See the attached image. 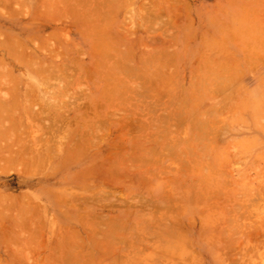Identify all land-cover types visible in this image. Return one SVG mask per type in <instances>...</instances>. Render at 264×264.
<instances>
[{"label":"rangeland","instance_id":"obj_1","mask_svg":"<svg viewBox=\"0 0 264 264\" xmlns=\"http://www.w3.org/2000/svg\"><path fill=\"white\" fill-rule=\"evenodd\" d=\"M100 11L108 14L103 18ZM94 13H99L101 17ZM82 14H86V17ZM98 16L103 20L107 16V20H104L106 22L104 23L102 19L100 22ZM237 21L240 24L242 23L240 21H243L248 28L246 27L244 32L242 31L245 26H242V31L238 30L237 26L240 24ZM89 29L95 34L91 35ZM247 29L257 30L253 33L255 36L250 35L253 39L247 41L245 37L243 40L237 39L241 36L240 32L246 33L248 37L246 34L245 36L249 38L250 30L247 33ZM97 32H102L105 38L117 39H113L115 40L113 45L112 39L109 40L111 42L107 44L111 47L117 45L116 49L113 47L109 53L107 52L109 58L105 56V64L101 62L99 66L96 60L100 57L95 53L99 48L94 49L92 46L93 37L98 35ZM102 35H98L100 39L98 37L95 39L97 43L100 42ZM105 38H102L100 44L107 48L108 45L104 44L106 41H103ZM121 48H126V52ZM105 49L102 57L107 55L108 50ZM122 51L128 56L121 55ZM153 51L160 54L159 57L153 56L156 58L153 60L155 63H152L155 67L142 66L140 63ZM152 53L151 55L154 54ZM112 54L114 55L109 56ZM120 56H126L125 60L121 58L124 60L121 61L122 65L118 59ZM139 56L145 59L141 61ZM112 57H115L121 66L117 65ZM129 59L133 66L129 67L126 63ZM106 63L116 64L119 67L115 65L112 67H117V71L119 68L120 72L122 70L121 76L117 71L118 74L115 75L127 77L124 79L128 87L126 88L127 84H123L124 81L121 85L123 84L129 93L124 92L127 94L124 97L121 94V99L120 95H115V98L118 97L114 99L115 101L113 95L111 97L104 95L106 87L104 81L107 78L103 81V74H108V77L114 75V71L107 69V66L110 68L111 65ZM102 65L107 67L106 70ZM137 65L138 68H134ZM156 67L158 71L155 70ZM127 69L129 71L125 73ZM145 70L149 72L148 75ZM152 73H155V76ZM207 74H222V78L212 80L209 77L213 82L209 83L207 80L208 86L202 85L201 79ZM159 75L170 79L169 91L165 87L168 79L164 82L166 80L160 76V81ZM155 78L159 80L156 81ZM123 86H120V90L124 91ZM131 86L136 89L140 86V90L134 89L135 91L130 92L129 87L133 89ZM262 88H264V0H0V100L5 99V103L0 101V105L1 103L7 105L4 107L6 109L0 106L3 108L0 109L1 122L6 121L5 118L12 114L11 119L17 121L16 123L28 124L29 120L36 118L34 115L40 113V116L38 115L40 118L35 120L36 123L30 122L29 126H24L29 127L28 129H20V124L13 125L21 132L25 130V133L30 129L32 142L29 141L30 133L21 134L19 129L17 132L20 138L17 139L19 135L13 133L16 128L14 127L15 130L12 131L14 128L10 117L7 124L4 122L6 126H0L2 135L6 132L4 130L10 129L8 135L3 137L0 135V141L3 143L2 152L0 151V198L3 195L7 197L2 199L3 201L0 200V264H46L45 260L48 261L47 264H56V261L65 264L68 262L62 259L66 255L72 259L69 262L73 263L71 261L83 252H81L83 247L86 256L84 253L83 255L88 261L86 257L93 251L92 255H96V258L105 252L95 248L102 247L99 246L101 241L99 243L95 241L96 239L93 240L96 235L107 242H112L115 238L112 240L111 238L121 235V240L116 239L118 243L115 240L114 244L122 246V253L119 254L121 261H112V256L110 261L108 257L111 253L108 254L107 251L105 263L109 260V264H233L232 259L231 261L226 259V255L230 258L231 255L237 256L240 262L245 261L247 264H264V133H258L256 130L249 132L248 129L251 128L247 123L251 114L248 103L253 94ZM225 89L226 92L223 91ZM138 92L140 94L137 96L133 94ZM10 94L11 97H8ZM6 98L10 100L7 102ZM153 103L156 105L152 106ZM107 110L112 113H107ZM102 111L107 114L101 113ZM150 116L156 120L152 125L148 123ZM56 119L67 123L64 124L62 121L60 126L58 122L59 125L56 126ZM96 120L100 123L98 124ZM52 121L53 124L55 122V128H60L59 130L55 128L54 132L53 129L50 130L48 123ZM94 121L96 123H92ZM143 122H147L146 126L149 127H143L141 131L135 129L138 126L132 127L136 124L140 126ZM45 123L49 125V129L46 128L50 132L46 130V125H43ZM100 124L106 125L107 129ZM88 126L89 128L94 126L97 130L102 126L104 130L95 131L93 128L95 134L98 132V136L92 135L89 133L92 129L89 132V129L87 130ZM84 129L88 135L84 133ZM32 131L37 132L35 137L36 133ZM10 133L13 134V138L14 134L17 135L15 140L12 139L13 142ZM83 133L89 137L85 138ZM23 134L27 136L24 138ZM46 135L50 142L52 140L51 143ZM94 135L97 139L92 138ZM80 137L82 139H79ZM251 137H256V141ZM45 138L46 142L43 140ZM5 139L10 142L7 143ZM79 140L80 145L87 147L86 150L85 147L81 148L80 152L78 148L76 149ZM92 140L94 143L98 141L94 145ZM42 141L46 146L43 147L44 151L40 152L43 150L40 148L43 146ZM26 142L31 143L30 146L34 145L29 148ZM35 145H38L35 147L37 149L34 148ZM152 146L158 152L142 150L149 147L152 149ZM25 148L26 151L29 148L27 152L25 151L26 154L32 150L28 158H22H27L26 160L34 164L36 159L33 157L38 155L35 163L37 166L30 165V161L29 164L27 161L24 162L25 160L17 155L16 158L20 161L15 158L17 162L12 161L15 154L19 153L15 151L21 149L23 151ZM141 152H148L144 153V156H149L147 162L135 159L143 157ZM45 154L49 159L44 156ZM133 154L139 156L134 157ZM31 155L32 158H29ZM41 158L45 160L42 159L45 164L41 163ZM115 165H118L116 169ZM110 166H113L114 172L119 170L122 176L116 179L118 174L115 180L112 179L113 170ZM87 172V177L89 172L91 177L85 178ZM103 190L105 195H108V198L103 195L108 202L103 196L100 198ZM131 196L137 201L146 199L148 202L145 206L136 203L135 209L130 204L129 208V201L131 199L134 201ZM58 197L62 200L61 203ZM62 197H66V200ZM168 198L171 204L170 201H166ZM156 199L160 201L156 202L157 204L154 202ZM120 202L122 204L118 205ZM165 202H168L169 208L162 205ZM157 205L162 207L156 208ZM27 208L36 216L32 215V211L28 214L30 210L26 212ZM23 209L26 213H23ZM127 209L130 212L134 210V213L130 215ZM125 211L129 212V215L125 214ZM24 214L26 221L23 220ZM26 214L30 215V220ZM96 214L105 216L107 219H104L105 222L121 216V221L115 220L121 227L111 223L112 220L111 224L102 223L104 217L97 218ZM17 216L23 219L18 220ZM139 216H143L145 223L139 224L137 221ZM33 217L41 222L32 221ZM84 217L87 220L91 219V222L96 217L97 220L100 219L98 221L101 224L96 225L98 223L96 218V223L94 220L90 224V220L86 219L83 223ZM214 217L219 219L218 221L214 219L216 224L212 223ZM123 218L124 221L128 218L126 226L119 223L124 222ZM28 222L32 225L34 223L33 227L37 223V227L35 226L37 229L34 231ZM87 222L90 225L95 224L93 229L83 225ZM213 224L216 227H213ZM27 225H30L29 228ZM26 229L33 230L34 233L27 232ZM213 229H217L215 231L217 235ZM74 232L79 235L75 241ZM213 234L217 237L212 238ZM65 237H71L76 245H69L68 249L66 247L65 251L68 252H64L66 255L61 253L62 257L60 252L63 247L59 249L57 246L63 243ZM76 239L80 242L85 240L86 246L85 241L82 244L76 243ZM123 239L125 242L121 243ZM91 240L98 244L94 246ZM258 242L261 243L259 246ZM77 244H81V249ZM52 246L57 247L56 252L55 247L52 248L58 257V259L55 257L56 260L55 255L51 254ZM70 247L76 248V252L80 250V254L74 253L75 249L70 250ZM87 247L91 251L89 255ZM23 251L26 252L23 254ZM83 255L80 256L84 259ZM104 255L95 263L101 264ZM81 258L74 261L76 262L74 264L87 263Z\"/></svg>","mask_w":264,"mask_h":264},{"label":"bare ground","instance_id":"obj_2","mask_svg":"<svg viewBox=\"0 0 264 264\" xmlns=\"http://www.w3.org/2000/svg\"><path fill=\"white\" fill-rule=\"evenodd\" d=\"M100 12H101V14H103L102 11H100ZM96 13H97V11H96ZM96 13H94V15H96V16L99 15V13H98V14H96ZM104 13H105V14H108L107 12H104ZM105 14L102 15L103 18L105 17ZM82 15H83V14H82ZM83 16L86 17V14L83 15ZM99 16L101 17V15H99ZM99 16H98V17H99ZM100 17H99V19H100L99 21L101 22V19H102V18H100ZM96 18H97V17H96ZM96 20H97V19H96ZM102 20H103V19H102ZM104 20H107V16H106V18H105ZM104 20H103V22L105 23L106 21H104ZM238 20H239V19H238ZM103 22H102V23H103ZM237 22H238V21H237ZM240 22H242L243 25H242V23L240 24V23L238 22V23L240 24V25L238 24V25L240 26V28H238L239 26H237V29H238V30H241V31L244 29V30L242 31V32H244L247 26H245V23H244L243 21H240ZM101 25H102V24H101ZM242 26H245V28H243ZM97 27H98V26H97ZM250 27H253V26H250ZM241 28H243V29H241ZM247 28H248V27H247ZM253 29H254V27H253ZM253 29H251V30H253ZM238 30H236V31H238ZM247 30H248V29H247ZM249 30H250V29H249ZM249 30L246 31V32L248 33ZM251 30H250V32L248 33L249 38H247L248 36H247L246 33H242V32H240L239 34H241V36H239V38H237V39H242L243 37H245V40H246V41L249 40V39L252 40L253 37L250 38V35H251V36H255V34L253 35V33H255V31H257V30H255V31L253 30L252 33H251ZM92 32H94V31L92 30ZM102 32H103V31H102ZM102 32H101V33H102ZM104 32H105V31H104ZM238 32H239V31H238ZM89 33H90L91 35H92V34H95V33H91V29H89ZM101 33H100V32H99V33L97 32V34H98L99 36H101V35L103 34V33H102V34H101ZM258 33H259V32H257V34H256L257 36H258ZM104 34L106 35L107 33L105 32ZM104 34H103L102 36L105 38L107 35L104 36ZM108 34H109V33H108ZM245 34H246L247 37L245 36ZM98 35H97L96 37H95V36L93 37V38H94V42H93L92 46H93L94 49H96L97 47L99 48L98 50H95L96 55H99V57H100L98 60H99V61L101 60L100 62H98V60H96V63H98L97 65L99 66V65L101 64V62H102V64H103L104 62H106V61H104V59L106 60V58H109V57H107V56H108V53L113 49V47L116 49V46H117V45L111 47L110 44H107V43H108L109 40L112 39V38H111V37H110V39H109V37H108V38H105V39H103V41L105 40L106 42H104V44H107V45L109 46V48H108V46L106 45L107 48H108V49H107V48L105 47V45L102 46V45L100 44V43H101V40H102L103 37L101 38V40H99L100 42H98V43H97V40H95V39L98 37ZM236 35H238V34L236 33ZM243 35H244V36H243ZM257 36H256V37H257ZM240 37H241V38H240ZM98 39H100V37H98ZM106 39H108V40H106ZM113 39H116V38L113 37ZM113 39H112V42L115 41V40H113ZM254 39H255V38H254ZM116 40H117V39H116ZM242 40H243V39H242ZM95 42H96V43H95ZM110 42H111V41H110ZM110 42H109V43H110ZM99 44L101 45V49H100V47H99ZM102 44H103V42H102ZM113 44H115V43L113 42L112 45H113ZM96 45H97V46H96ZM110 47H111V48H110ZM105 48L108 50V51H106V53H107V52H108V53H107V55H104V56L102 57L101 54H102V52H105V51H104ZM106 49H105V50H106ZM115 49H114V51H115ZM8 50H9V49H8ZM121 50H125V52H126L127 49H126V48H123V49L121 48ZM11 51H13V50L10 49V52H11ZM114 51H113V52H114ZM117 51H118V49H117ZM119 51H120V50H119ZM113 52H112V53H113ZM122 52H123V51H122ZM122 52H121V53H122ZM125 52H123V54H121V55H126ZM156 52H157V51H156ZM11 53H13V52H11ZM151 53H152V52H151ZM151 53H150V55H148V57H147L146 59L144 58L145 60H144V59H141V57H140L141 55L139 56V57H140L139 59H141V61L144 60L142 63H140V64H142V66H149V65H151V66H150L151 68L155 67V65L152 64V63H155L153 60H156V58L153 57V56H154V55H155V56L157 55L156 57H159L158 55H160V54H156V53H154V51H153L154 54L152 53L153 55H151ZM103 54H105V53H103ZM115 54H116V51H115ZM117 54H118V52H117ZM256 54H257V53H256ZM113 55H114V54L109 55V56H113ZM118 55H120V53H119ZM118 55H116V56H118ZM143 55H144V54H143ZM105 56H106V58H105ZM126 56H128V55H126ZM126 56H125V57H123V56L118 57V59H120V63H121V65H122V62H121V61L123 60V59H121V58H124V60H125ZM113 58H114V59H113ZM116 58H117V57H116ZM127 58H128V57H127ZM142 58H143V57H142ZM154 58H155V59H154ZM15 59H16V58H15ZM112 59L115 60V57H112ZM135 59H136V58H135ZM124 60H123V62H124ZM157 60H158V58H157ZM115 61L117 62V60H115ZM126 61H127V59H126ZM126 61H125V62H126ZM132 61H133V60H132ZM30 62L33 63L34 60H30ZM109 62H110V61H109ZM157 62H158V61H157ZM114 63H115V62H114ZM126 63L129 64V67H130V65H131V63H130V59H129V61L126 62ZM104 64H105V63H104ZM108 64L111 65L110 68H109V66H107V67H108V68H107V67H105V66L102 65V66L104 67L103 69L107 68V69H109L110 71H114V72H113L114 75L111 74V72H109V73L111 74V76H109V77H108V74L105 73L106 76H105V74H103V75H104V78H102V80L104 81V79L106 80V78H107V80L104 81L105 84H106V87H105V90H104V95H107V96L109 95L108 97H111V96L113 95V96H112V97H114L113 100H114V99H118L117 96H116L117 98H115V95H120V98H119V99H121V94H122V97H124V95H127V94H125V93L127 92V91H126V90H127L126 88L128 87V84L126 83V81H125V79H124L125 76H124V77H120V76H121L120 74L122 73V70H121V72H120V71H119V68H118V71H117V67H119V66H117V65L119 64V62L116 63L117 65H116V64H111V63H108ZM108 64L106 63V65H108ZM127 64H126V65H127ZM97 65H96V66H97ZM112 65H115V66H117V67H115V66L112 67ZM119 65H120V64H119ZM121 65H120V66H121ZM126 65H125V66H126ZM152 65H154V66H152ZM157 65H158V64H157ZM157 65H156V66H157ZM98 66H97V67H98ZM125 66H122V67L125 68ZM131 66H133V65H131ZM129 67H128V68H129ZM114 68H115V69H114ZM132 68H133V67H132ZM134 68H138V65H137V67L134 66ZM134 68H133V69H134ZM139 68H140V67H139ZM143 68H144V69H147V67H143ZM148 68H149V67H148ZM141 69H142V68H141ZM105 70H106V69H105ZM109 70H108V71H109ZM123 70H124V69H123ZM138 70H139V69H138ZM155 70L158 71V70H157V67L155 68ZM159 70H160V69H159ZM103 71H104V70H103ZM116 71L119 73V75H120L119 77H120V78H119L117 75H115V74L117 73ZM128 71H129V69H127V71H124V72L126 73V72H128ZM146 71H147V70H145V73H147ZM148 71H149V70H148ZM104 72H105V71H104ZM141 72H142V71H141ZM118 73H117V74H118ZM150 73H151V72H150ZM158 73H159V72H158ZM110 74H109V75H110ZM148 74H149V72L147 73V75H148ZM153 74H154V76H155V73H152V75H153ZM112 75H113V76H112ZM147 75H146V76H147ZM157 75H158V74H156V77L158 78ZM149 76H150V75H149ZM160 76L162 77V75H159V77H160ZM221 76H222V74H207L206 76L203 77V79H201V80H202L201 84H202V85H207L206 83H208V82H209V83H210V82H213L212 80H220V79L222 78ZM152 77H153V76H152ZM161 77L159 78L160 81H161ZM209 77H211L212 80H211ZM225 77H226V76L224 75V78H225ZM109 78H110V79H109ZM125 78L127 79V77H125ZM163 78H164V77H162V79H163ZM100 79H101V78H100ZM122 79H124V80H122ZM159 79H157V80H159ZM167 79H168V82H167ZM154 80H156V78H155ZM157 80H156V81H157ZM164 80H166V81H164V82H167L166 84H167V86H168V87H167V86H165V87H166V88L168 89V91H169V88H170V86H171V82H169L170 79L167 78V77H165ZM207 80H208V82H207ZM210 80H211V81H210ZM123 81H124V83H123ZM149 82H150V81H149ZM154 82H155V81H154ZM162 82H163V81H162ZM121 83H123V84H127V85H126V88H124L123 84L121 85ZM147 83H148V82H147ZM169 83H170V85H168ZM204 83H205V84H204ZM159 84L161 85V83H159ZM163 84H164V83H163ZM119 85H120V86H123V88H124L125 90L123 91L122 88H121L122 90H120V86H119ZM164 85H165V84H164ZM209 85H210V84H209ZM109 86H111V87H109ZM162 86H163V85H162ZM207 86H208V85H207ZM131 87H132V86H131ZM139 87H140V86H139ZM139 87H138L137 89H136L135 87H134V88L132 87L133 89H131V88L129 87L130 92H131L132 90H134V89H136L137 91H139V90H140ZM157 87H158V86H157ZM138 89H139V90H138ZM163 89H165V88L163 87ZM171 89H172V88H171ZM144 90L147 91L148 89H147V90H146V89H143V91H144ZM160 90H162V89L160 88ZM228 90H229V88H228ZM134 91H135V90H134ZM137 91H136V92H137ZM168 91H167V92H168ZM223 91L226 92V89L223 90ZM124 92H125V93H124ZM140 92H142V91H140ZM140 92H138V93H133V94H136L135 96H137V94H140ZM127 93H129V90H128ZM142 93H144V92H142ZM157 93H158V92H157ZM145 94H146V93H145ZM170 94H171V92H170ZM133 96H134V95H133ZM139 96H140V95H139ZM142 96H143V95H142ZM4 97H6V96H4ZM8 97H11V94H10ZM8 97H7V98H8ZM25 97H26V95H25ZM7 98H6V99H7ZM4 100H5V99H4ZM4 100H0V101H1V102H4ZM8 100H10V99H7V102H8ZM14 101H15V99H14L13 102H11V104L9 105L10 107H12V104L14 103ZM114 101H115V100H114ZM123 102H124V101H123ZM123 102H122V104H123ZM4 103H5V102H4ZM4 103H1V105H0V106H2L3 108H4L5 106H7V105H4ZM7 104H8V103H7ZM120 104H121V103H120ZM153 104H154V103H153ZM250 104H251V106H250ZM118 105H119V104H118ZM155 105H156V104H154V105H152V106H155ZM29 107H30V106H29ZM118 107H120V106H118ZM248 107H249V110H250V112H251V114H250V118H249V120H247L248 125H250L249 128H251V129H248L249 132H253L254 130H256L258 133H264V88H262V89L256 91V92L253 94V96H252V98H251V101H249V103H248ZM3 108L0 107L1 110H2ZM7 108H9V107H7ZM116 108H117V105H116ZM121 108H122V107H121ZM4 109H6V108H4ZM9 109H10V108H9ZM118 109H119V108H118ZM124 109H125V105H124ZM10 110H11V109H10ZM121 110H123V109H121ZM8 111H9V110H8ZM29 111H30V110H29ZM108 112H109V114L112 113V111H111V113H110V111L107 110V113H108ZM115 112H116V111H115ZM134 112H135V114H136V111H134ZM0 113H1V112H0ZM35 113H36V112H35ZM101 113H103V111H102ZM107 113L104 111L103 114L106 115ZM121 113H122V112H121ZM121 113H120V114H121ZM2 114H3V113H2ZM5 114H7V113H5ZM10 114H11V113H10ZM109 114H108V115H109ZM130 114H132V113H130ZM130 114H129V115H130ZM8 115H9V114H8ZM11 115H12V114H11ZM11 115L8 116V118H5L6 121H4V122H5L6 124H7V121L9 122V117H10V120H12V119H11V117H12ZM24 115H25V114H24ZM33 115H34V113H33ZM38 115L40 116V113H39ZM38 115L36 114V115H34V116H35L36 118H40V117H38ZM122 115H123V114H122ZM132 115H133V114H132ZM100 116H101V115H100ZM100 116H99V118H101ZM126 116H127V115H126ZM133 116H134V115H133ZM0 117H1V115H0ZM6 117H7V115H6ZM24 117H25V116H24ZM24 117H23V118H24ZM53 117H54V116H53ZM102 117H104V116H102ZM123 117H124V116H123ZM134 117H135V116H134ZM134 117H133V118H134ZM169 117H172V115H171V116L169 115ZM169 117H168V118H169ZM31 118H32V119L34 118V117L32 116V113H31ZM36 118H34V120H32V121H31V120H29V121H30L31 123H36V121H35ZM41 118H42V116H41ZM105 118H106V117H105ZM107 118H108V117H107ZM109 118H111V117H109ZM121 118H122V116H121ZM124 118H125V117H124ZM128 118H130V117H128ZM162 118H163V117H162ZM162 118H160V119L162 120ZM5 119H4V120H5ZM7 119H8V120H7ZM15 119H16V118H15ZM17 119H18V118H17ZM25 119H26V117H25ZM51 119H54V118H51ZM101 119H103V118H101ZM126 119H127V118H126ZM152 119H153V120H152ZM13 120H14V119H13ZM13 120H12L13 123H11V124H12V127H13V128H14V127L16 128V130H15V128L12 130V131L15 130V132H13V133H18V132H17V131H18L17 129H19V128L22 129V130H23L24 128H26V129L29 128V127H24V126H27L30 122H29L28 124H26L27 122L21 124V123H19V122L16 123L17 121L15 122V121H13ZM37 120H38V119H37ZM39 120H40V119H39ZM49 120H50V119H49ZM49 120H48V121H49ZM56 120H57V119H56ZM99 120H100V119H99ZM108 120H109V119L106 120V121H107V122H106L107 124L109 123ZM129 120H130V119H129ZM132 120H133V119H132ZM164 120H165V119H164ZM169 120H170V118H169ZM169 120L167 119V121H169ZM1 121H2V120L0 119V124H1V123H4V122H1ZM18 121L21 122L20 119H18ZM33 121H35V122H33ZM53 121H55V120H53ZM53 121L50 122V123H48L50 126L46 124L47 122H46L45 124H43V125H44V126L46 125L45 128L47 127L48 129H49V127H50V130H52V129L55 128L57 125H59V123H60V126H61L62 121L64 122V124L67 123V122H65L64 120H61V119H60L59 121L57 120V122H56L57 124H55V122H54V124L56 125V126H55V125L53 124ZM96 121H97V120H96ZM151 121H152V122H151ZM155 121H156V120H154V117H153V116H152V117L150 116V118H149V122H148V123H149L150 125H152ZM170 121H171V120H170ZM10 122H11V121H10ZM58 122H59V123H58ZM97 122H98V121H97ZM103 122H104V120H103ZM129 122L131 123L132 121L130 120ZM133 122H134V121H133ZM150 122H151V123H150ZM162 122H163V121H162ZM165 122H166V120H165ZM5 123H4V125L1 124L0 126H6ZM15 123H16V124H15ZM51 123H52V124H51ZM92 123H96V122L94 121V122H92ZM99 123H100V122H98V124H99ZM106 123H105V124H106ZM130 123H129L128 125H130ZM134 123H135V122H134ZM8 124H9V123H8ZM19 124L21 125V127L23 126V128H21V127H19V128L16 127V126H18ZM25 124H26V125H25ZM98 124H97V126H99ZM132 124H133V123H132ZM138 124H139V123H138ZM146 124H147V122H145V123L143 122V124L140 123V126L136 124L135 126L133 125L132 127L135 128L136 126H138V127H136L135 129H136V130L139 129V130L141 131V129H143V127H147V128L149 127V125L146 126ZM13 125H16V126H13ZM29 125H30V124H29ZM29 125H28V126H29ZM43 125H42V126H43ZM53 125H54V127H52ZM62 125H63V124H62ZM66 125H67V124H66ZM92 125H93V124H92ZM95 125H96V124H95ZM100 125H103V126H104V124H100ZM168 125L170 126V124H168ZM35 126H36V125H35ZM48 126H49V127H48ZM89 126H90V125H89ZM89 126L87 127V130L89 129L88 132L90 131V129H92V131L89 132V133H91L92 135L95 134V133H96L95 131H96L97 129H96L94 126H91V128H89ZM107 126H109V125H107ZM10 127H11V125H10ZM51 127H52V128H51ZM58 127H59V126H58ZM104 127H105L104 129L106 130V129H107L106 125H105ZM132 127H131V125H130V128H132ZM140 127H141V128H140ZM166 127H167V124H166ZM166 127H165V128H166ZM3 128H5V127H3ZM47 128H46V130H47ZM63 128H64V127H63ZM93 128L95 129V131L93 130ZM121 128H122V127H121ZM167 128H169V127H167ZM167 128H166V129H167ZM170 128H171V126H170ZM0 129H2V127H0ZM20 129H19V130H20ZM32 129H33V126H32ZM35 129H37V127H36ZM56 129L59 130L60 128H55V130H56ZM61 129H62V128H61ZM101 129H102V126H100V129H99V130H101ZM104 129H102V130H104ZM144 129H145V128H144ZM171 129H172V128H171ZM9 130H10V129H9ZM9 130H8V131H9ZM50 130H47V131L50 132ZM99 130H97V131H99ZM102 130H101V132H102ZM123 130H125V129L123 128ZM123 130H122V131H123ZM139 130H138L137 132H139ZM4 131H6V132H5L6 134L3 133ZM4 131L1 130V132L4 134V135H2V134L0 133V135H1L2 137L5 136V135H8V134H9L7 130H4ZM29 131H31V130L29 129ZM29 131L26 130V133H25V130H24V131H22V132L25 133V134H27V135H29V133H30ZM52 131L54 132V129H53ZM84 131H85V129H84ZM93 131H94V132H93ZM9 132H10V131H9ZM22 132H21V130H20L19 133L22 134ZM27 132H29V133H27ZM33 132H35V131H32V133H33ZM49 132H48V133H49ZM101 132H99V133H101ZM19 133H18L17 135H19ZM35 133H36V134L34 135V137L37 135V132H35ZM44 133H45V132H44ZM44 133H43V134H44ZM46 133H47V132H46ZM46 133H45V134H46ZM84 133L87 134L86 131H85ZM84 133H83V136H85V138L89 137V136H87L88 134H87V135H84ZM119 133H120V132H119ZM121 133H122V132H121ZM25 134H23V135H24V136H23L24 138L27 136V135L25 136ZM97 134H98V132H97ZM97 134H95V135H97ZM17 135L14 134V138H17V137H18L17 139H19V138H20V135H19V136H17ZM32 135H33V134H32ZM52 135H54V134H52ZM95 135H94L92 138L96 137ZM119 135H120V134H119ZM9 136H11V141L13 142V140H12V139H14V138L12 137L13 134L10 133ZM15 136H17V137H15ZM29 136H30V138H31V140H29V141L32 142V141H33V140H32L33 137H31V133H30ZM75 136H76V135H75ZM79 136H81V135H79ZM83 136H82V138H84ZM86 136H87V137H86ZM97 136H98V135H97ZM120 136H121V135H120ZM7 137H8V136H7ZM7 137H6V138H7ZM44 137H45V135H44ZM44 137H43V138H44ZM76 137H77V136H76ZM24 138H23V139H24ZM40 138H41V137H40ZM46 138H47V135H46ZM46 138L43 139V140H45V142L47 141ZM52 138H53V136H52ZM82 138L80 137L79 139H82ZM251 138H252L254 141H256V137H251ZM7 139H8V138H7ZM23 139H21V141H22ZM26 139H28V138H26ZM37 139H38V138H37ZM41 139H42V138H41ZM47 139H48V138H47ZM72 139H73V138H72ZM76 139H77V138H76ZM76 139H75V140H76ZM94 139H97V137L94 138ZM5 140H6V139H5ZM14 140H15V139H14ZM49 140H50V139H48V141H49ZM75 140L73 141L74 143H75ZM123 140H124V139H123ZM39 141H40V140L38 139V142H39ZM92 141H93L92 143L95 145V143H96L98 140H96L95 143H94V140H92ZM6 142H7V140H6ZM8 142H10V141H8ZM8 142H7V143H8ZM38 142H37V144H38ZM42 142H43V141H42ZM45 142H43V146L40 147V148H43V147L46 146V145L44 146ZM51 142H52V140H51ZM51 142L49 141V143H51ZM85 142L87 143V141H85ZM1 143H2V141H0V151L2 150V149H1V148H2V147H1ZM7 143H6V144H7ZM24 143H25V139H24V142L22 141V144H24ZM26 143L28 144L29 142H26ZM39 143H40V142H39ZM79 143L81 144V141H80V140L78 141V144L76 145V146H77L76 149L78 148V151L80 152V149H81V148H84L85 146L83 147V146L80 145ZM90 143H91V142H90ZM120 143H121V142H120ZM2 144H3V143H2ZM9 144L12 145L11 143H9ZM13 144H14V143H13ZM30 144H31V143H30ZM30 144H28V145L30 146ZM70 144H71V143H70ZM72 144H73V143H72ZM75 144H76V143H75ZM123 144H124V143H123ZM141 144H142V143H141ZM141 144H140V145H141ZM20 145H21V144H20ZM20 145H19V146H20ZM25 145H26V144H25ZM33 145H34V144H32L31 146H33ZM79 145H80V147H79ZM135 145L137 146V144H135ZM247 145L250 147L249 143H248ZM19 146H18V147H19ZM22 146H24V145H22ZM29 146H28V147H29ZM31 146H30L29 148H31ZM37 146H38V145H37ZM37 146L35 145L34 148L37 147ZM52 146H53V145H51V147H52ZM72 146L75 147L74 145H72ZM86 146H87V144H86ZM90 146H92V145L90 144ZM138 146H139V144H138ZM141 146H142V145H141ZM7 147H8V145H7ZM20 147H21V146H20ZM20 147H19V148H20ZM51 147H50V148H51ZM70 147H71V146H70ZM122 147H124V146H122ZM132 147L135 148V146H132ZM139 147H140V146H139ZM152 147H153V146H152ZM8 148H9V147H8ZM29 148H27V151H28ZM32 148H33V147H32ZM34 148H33V149H34ZM38 148H39V147H38ZM52 148H53V147H52ZM71 148H72V147H71ZM71 148H70V149H71ZM86 148H87V147H85L84 150H86ZM120 148H121V147H120ZM11 149H12V147H11ZM35 149H37V148H35ZM56 149H57V148H56ZM73 149H74V148H73ZM73 149H71V150H73ZM140 149H141V148H140ZM140 149H139V151H141ZM148 149H149L150 153L152 152V150H155V152H156V150H157L156 148L154 149V147H153L152 149H151L150 147L147 148V149H146V148H145V149L143 148L142 150H144V151L146 150V151H147ZM12 150H13V149H12ZM14 150H15V149H14ZM31 150H32V149H30V151H31ZM54 150H55V148H54ZM54 150L51 149L52 152H53ZM82 150H83V149H82ZM134 150H135V149H134ZM3 151H4V150H3ZM10 151H11V150H10ZM25 151H26V148H25V150H23V151H22V149L19 150V151L16 150L15 153H16V152H19V153H18L19 155H18L17 153H16V154L14 153L15 156H14V154H12V155L14 156L13 159L15 158V159H18L17 161H20L19 158H16V155L19 156V157L21 156V159H22V160L24 159L25 161H24V160H23V161H24V162L27 161L26 163L29 164V161H30V160H26V159H27L28 156L30 155V154H29L30 151H29L27 154H26L27 151H26V152H25ZM41 151L43 152V151H44V148H43V150L41 149L40 152H41ZM48 151H49V150H48ZM48 151H46V152L49 154ZM51 151H50V153H51ZM66 151H67V150H66ZM74 151H75V150H74ZM159 151H160V149H159ZM1 152H2V151H1ZM22 152H23V154H22ZM33 152H34V154H35L36 150L33 151ZM33 152H31V153L33 154ZM38 152H39V150H38ZM46 152H45V153H46ZM117 152H119V151H117ZM129 152H130V151H129ZM153 152H154V151H153ZM157 152H158V150H157ZM160 152H162V151H160ZM10 153H11V152H10ZM12 153H13V152H12ZM115 153H116V152H115ZM120 153H122V151H120ZM142 153H143V154H142ZM144 153L147 154L148 152H141V155H143V157H142V156L140 157L138 154H136V155L139 156V158H135V159L140 160V162H143V160L146 161L147 158H148L149 156H144ZM20 154H22V155H24V156H22V155H20ZM28 154H29V155H28ZM40 154H42V153H40ZM68 154H70V153H68ZM68 154H67V155H68ZM129 154H130V153H129ZM129 154H128V155H129ZM146 154H145V155H146ZM12 155H11V156H12ZM36 155H37V154H36ZM52 155H53V154H52ZM67 155H66V157H67ZM123 155H126V154H123ZM130 155H132V154H130ZM133 155H134V157L136 156L135 154H133ZM148 155H149V154H148ZM0 156H1V155H0ZM2 156H4V154H3ZM7 156H8V155H7ZM7 156H6V157H7ZM9 156H10V155H9ZM37 156H38V155H37ZM37 156L33 157L34 160L36 159V161L38 160V157H37ZM44 156H47V155L45 154ZM54 156H55V155H54ZM71 156H72V155H71ZM78 156H79V155H78ZM82 156H84V155L82 154ZM115 156H116V154H115ZM117 156H118V153H117ZM119 156H122V154H119ZM4 157H5V156H4ZM22 157H27V158H22ZM36 157H37V158H36ZM51 157H53V156H51ZM55 157L58 158L57 155H56ZM55 157H54V158H55ZM134 157H133V159H134ZM7 158H9V157H7ZM7 158H4V159H7ZM29 158H32V155H31V157H29ZM43 158H45V157H43ZM43 158L40 159L41 163H43V161H45ZM47 158L49 159L48 156H47ZM47 158H46V159H47ZM79 158L81 159V157H79ZM114 158H115V157H114ZM2 159H3V158H2ZM4 159H3V160H4ZM10 159H11V157H10ZM15 159H14V160L11 159V160L17 162ZM42 159H43V161H42ZM48 159H47V161H48ZM129 159H130V157H129ZM11 160H10V161H11ZM51 160H52V159L50 158V161H49V162H51ZM65 160H67V158H66ZM0 161H1V160H0ZM6 161H7V160H6ZM23 161H21V162H23ZM36 161L34 162V164L36 163ZM7 162H8V161H7ZM7 162H6V163H7ZM21 162H19V163H21ZM146 162H147V161H146ZM8 163H9V162H8ZM32 163H33V162H32ZM32 163H31V161H30V165L33 166L34 164H32ZM47 163H48V162H47ZM113 163H114V162H113ZM125 163H126V161H125ZM11 164H12V163H11ZM22 164H23V163H22ZM43 164H45V163H43ZM30 165H29V166H30ZM35 165H36V164H35ZM46 165H47V164H46ZM100 165H101V164H100ZM103 165H104V164H103ZM124 165H125V164H124ZM124 165H123V166H124ZM6 166H7V165H6ZM36 166H37V165H36ZM101 166H102V165H101ZM117 166H118V165H115L114 168L116 169ZM120 166H121V165H120ZM125 166L128 167V165H125ZM8 167H9V166H8ZM110 167H111V166H110ZM110 167H108V168H110ZM112 167H113V166H112ZM112 167H111V169H112ZM58 168H60V167H58ZM118 168H119V167H118ZM118 168H117V169H118ZM53 169H54V168H53ZM100 169H101V168H100ZM123 169H124V168H123ZM142 169H143V168H142ZM56 170H57V169H56ZM89 170H90V169H89ZM91 170H92V169H91ZM112 170H113V169H112ZM126 170H128V169H126ZM129 170H130V169H129ZM139 170H140V168H139ZM95 171H96V170H95ZM109 171H110V170H109ZM115 171H116V170H115ZM54 172H55V171H54ZM91 172H92V171H91ZM116 172H117V174H116ZM116 172H114V170H113V171H112V174H111V175L113 176L112 179L114 178V180H115L116 175L119 174V175L117 176L116 179H118V178H120V177L122 176V175L120 174L119 170L116 171ZM107 173H108V170H107ZM94 174H95V173H94ZM87 175H88V172L86 173L85 178L91 177L90 172H89V176H88V177H87ZM92 175H93V172H92ZM114 175H115V176H114ZM120 175H121V176H120ZM123 175H125V174H123ZM119 176H120V177H119ZM94 177H97V176L94 175ZM125 177H126V176H125ZM106 178H107V177H106ZM119 180H120V179H119ZM121 180H124V178H121ZM103 181H104V180H103ZM90 182H91V181H90ZM90 182H87V183H90ZM92 182H94V181L92 180ZM106 182H107V181H106ZM91 184H93V183H91ZM85 185H87V184H85ZM88 185H89V184H88ZM94 185H95V184H94ZM82 186H84V185H82ZM111 187H112V186H111ZM113 187H114V186H113ZM115 187H116V186H115ZM86 188H88V187H86ZM66 190H67V189H66ZM104 191H105V190L102 191L103 194L100 195V198H101V196L105 195V192H104ZM162 192H163V191H162ZM106 193H108V192L106 191ZM55 194H56V193H55ZM109 194H110V191H109ZM113 194H116V193H113ZM113 194H112V195H113ZM163 194H164V192L162 193V195H163ZM57 195L60 196L58 193H57ZM162 195H161V196H162ZM261 195H263V193H261ZM5 196H7V195H5ZM105 196H106V195H105ZM107 196H108V195H107ZM107 196H106V197H107ZM113 196H115V195H113ZM207 196H208V195H207ZM1 197H2V198H0L1 201H3L2 199H4V198L7 199V197H4V195L1 196ZM56 197H57V196H56ZM103 197H104V196H103ZM131 197H132V196H131ZM131 197H130V198H131ZM164 197H165V196H164ZM212 197H213V196H212ZM11 198L16 199V197L14 198L13 196H11ZM87 198H89V197H87ZM100 198H99V200H101ZM104 198H105V197H104ZM107 198H108V197H107ZM107 198H105V199H106V201L108 202L109 200H107ZM132 198H133V197H132ZM154 198H155V197H154ZM21 199H22V198H20V200H21ZM57 199H59V197H58ZM62 199H63V200H64V199L66 200V197H64V198L62 197ZM102 199H103V198H102ZM105 199L103 200L104 202H106ZM133 199H134V198H133ZM160 199H161V198H160ZM160 199H158V200H160ZM87 200H88V199H87ZM115 200H116V199H115ZM145 200H146V199H141V201L144 202V203H140L141 201H139V200H138V201H139V202H138V201L135 200V199H134V201L131 199V201H132L134 204L131 203V201H129L130 203L128 204V206H129L130 204H132V205H130V206L133 208V206H134L136 203H138L139 205H140V204H141V205L144 204V206H145V204L148 202L147 200H146V201H145ZM59 201H60V202H59ZM59 201H58V202L61 203L62 200L59 199ZM116 201H121V200H116ZM123 201H124V200H122V202H123ZM166 201H170V199L168 198ZM104 202H103V204H105ZM113 202H114V200H113ZM154 202L156 203V202H160V201H157V199H156V200H154ZM99 203H100V202H99ZM101 203H102V202H101ZM114 203H115V202H114ZM165 203H166V204H165ZM165 203H164V204L160 203V204H162V205H166V207L169 208L168 205H167L168 202H165ZM103 204H102V205H103ZM120 204H122V203L120 202L118 205H120ZM152 204H153V206H155L154 203H152ZM156 204H157V203H156ZM170 204H171V201H170ZM170 204H169V205H170ZM106 205H107V203H106ZM139 205H138V207H139ZM141 205H140V206H141ZM150 205H151V204H150ZM162 205H161V206H160V205H157L156 208L162 207ZM104 206H105V205H104ZM130 206H129V208H130ZM136 206H137V205H136ZM136 206H134L133 209H135ZM144 206H143V207H144ZM20 207H21V206H20ZM20 207H19V208H20ZM112 207H113V204H112ZM138 207H137V208H138ZM166 207L164 206V208H166ZM13 208H14V207H13ZM21 208H22V207H21ZM21 208H20V209H21ZM23 208H24V207H23ZM129 208H128V209H129ZM140 208H142V207H140ZM20 209H19V211H20V213H21V210H20ZM32 209H33V208H32ZM128 209H127V211H129ZM133 209H132V210H133ZM28 210H30V212H28ZM22 211H23V213H24V212H25V209H23ZM31 211H32V210L29 209V208H27V210H26V212H28V214H29V213L31 214ZM133 211H134V210H133ZM133 211H132V212L129 211L130 213H129V212H128V213L131 215L132 213H134ZM135 211H136V210H135ZM26 212H25V213H26ZM88 213H89V212H88ZM128 213H126V211H125V214H128ZM18 214H19V213H17V215H18ZM33 214L36 216V214L33 213V211H32V215H33ZM129 214H128V215H129ZM26 215H27V214H26ZM32 215H31V216H32ZM89 215H90V214H89ZM96 215H97V214H96ZM19 216H21V215H19ZM19 216H17L18 220H19V218H20ZM24 216H25V214H24ZM29 216H30V215H29ZM29 216L27 215L28 219L30 218ZM100 216H102V215H97L96 217L99 218ZM96 217H95V218H96ZM102 217H104V218H102V219H103V221H101L102 223H107V224L114 223V225L116 224V226L121 227V224L119 225L118 222L115 221L116 219L119 220V221H121V220H120V219L122 218L121 216H120V217L118 216L119 218L117 217L115 220L111 219V220L113 221V222H112V221L110 220L111 223H110V221H108V222L106 221V222H105L104 219L107 220L106 217H105V216H102ZM142 217H143V216H139V218H138L139 220H137V221L139 222V224L144 222V221H143L144 219H143ZM21 218L23 219V217H21ZM21 218H20V220H22ZM25 218H26V216L24 217L23 220H25ZM33 218H34V220H32V221H34V222H37V221H38V222H41L40 220H37V221H36V220H35V217H33ZM33 218H32V219H33ZM87 218H88V217H87ZM95 218H94V220H95ZM97 218H96V220H97ZM100 218H101V217H100ZM218 218H220V217H218ZM15 219H16V217H15ZM30 219H31V218H30ZM30 219H29V220H30ZM80 219L83 220L82 218H80ZM85 219H86V217H84V220H83L84 222H83V223L86 222L87 219H86V220H85ZM214 219H216V217H214L212 220L214 221ZM220 219H221V218H220ZM89 220H90V221H89ZM94 220H92V222H93ZM96 220L94 221L95 223H96ZM98 220L100 221V219H98ZM98 220H97V221H98ZM126 220H128V218H127V219L125 218V221H124V218H123L122 221H124V222H119V223H122V224H124L123 226H126L127 223H128V222H126ZM207 220H209V219H207ZM216 220L218 221L219 219H216ZM216 220H215L214 222L210 221V223H211V222H212V223H215ZM25 221H26V220H25ZM25 221H24V222H25ZM87 221H89L90 224L92 223V222H91V219H88ZM99 221H98V223L96 224V225H98V226H99V224H101V222H99ZM115 222H116V223H115ZM28 223L32 225L31 222H28ZM83 223H82V224H83ZM125 223H126V225H125ZM144 223H145V222H144ZM212 223H211V224H212ZM41 224H42V223H41ZM90 224H88V222H87L86 224H83V225H87L88 228L91 227V228L93 229V225H95V224H94V223H93L92 225H90ZM215 224H216V223H215ZM33 225H34V223H33ZM33 225H32V227H33ZM37 225H38V224L36 223L35 226L37 227ZM27 226H28V225H27ZM29 226H30V225H29ZM29 226H28V228H29ZM35 226L33 227V228H34V231H35V228H36ZM123 226H122V228L124 229ZM231 226H232V223H231ZM32 227H31V229H32ZM213 227H216V226L213 224ZM67 228H68V227H67ZM95 228H96V227H94V229H95ZM122 228H121V229H122ZM263 228H264V227H263ZM36 229H37V228H36ZM65 229H66V228H65ZM72 229H73V228H71V231H72ZM26 230H27V229H26ZM29 230H30V229H28L27 232H31V233L33 232V230H32V231H31V230L29 231ZM67 230H68V229H67ZM69 230H70V227H69ZM74 230H75V229H74ZM213 230H214V232L217 231V229H216V230L213 229ZM71 231H70V232H71ZM76 231H78V230H76ZM263 231H264V230H263ZM27 232H25V234H26ZM72 232H73V231H72ZM214 232H213V233H214ZM219 232H220V231H219ZM219 232H218V234H219ZM31 233H30V235H31ZM33 233H34V232H33ZM74 233H75V232H74ZM74 233H73V234H74ZM216 233H217V232H215V234H216ZM23 234H24V233H23ZM35 234H36V233H35ZM260 234H261V233H260ZM70 235L72 236V233H71ZM216 235H217V234H216ZM216 235L213 234L212 238L215 237ZM256 235H257V233H256ZM32 236H34V238H35V235H34V234H32ZM76 236L79 237V235H78L77 233H75L74 236H73V240L76 238ZM260 236H261V235H260ZM78 237H77V239H79ZM95 237H96V238H95ZM216 237H217V236H216ZM257 237H258L257 240L259 241V236H257ZM24 238H25V236H24ZM65 238H66V239H63V240H64L63 243H61L60 246H57L59 249H60V247H61V248L63 247V248H62V251L60 250V251H61V252H60V255H61V253H64V252L67 253V252H68V250L65 251V248L67 247V249H68V246H69V245H70V246L76 245V244H74V241H75V240L72 241V238H71V237H65ZM69 238H70L69 241H72V242H71L72 244L69 243V241H68ZM114 238H115V240L117 239V240L119 241V240H121V239H120V238H121V235H119L118 237H113V238H111V240L114 239ZM17 239H18V238H17ZM20 239H22V238H20ZM77 239H76V243L78 242V243H81V244H82V242L85 241V240H84V241H81V242H80V240H77ZM95 239H96V240H95ZM97 239H98V240H97ZM101 239H102L101 236H100V238H99V236L96 235V236H94V239H93V240L98 241L99 243H100V241H101V243H100L99 246L102 245V247H95V248H98L97 250H99V251H100V250H101V251H102V250L105 251V252L103 253V254H105V255L103 256L102 263H103V261H104V263H105V259H106V257H108V254H109V253H111V254H109V257H108L109 260H110V256H112L111 260L114 261V262H118V261L120 260V257H119L120 255H119V254L122 253V248H121L122 246H120V245H116V246H115V245H114L115 242H116L117 240H116V241L114 240V241H112V242H109V241H108V242H109V243H108L107 240H103V239H102V240H103V241H102ZM261 240H262V239H260V241H261ZM104 241H105L106 243H105ZM118 241H117L116 243H118ZM122 241H123V242H121V243H124V242H125L124 239H123ZM212 241H213V240H212ZM91 242H93V241L91 240ZM261 242H262V241H261ZM47 243H48V242H47ZM48 244H49V243H48ZM48 244H46V246H48ZM81 244H80V245H81ZM86 244H87V242L85 241V242H84V246H86ZM92 244H95V243L93 242ZM97 244H98V243H96L94 246H96ZM260 244H261V243L258 242V246H259ZM262 244H263V243H262ZM77 245H79V244H77ZM80 245H79V246H80ZM94 246H93V247H94ZM54 247H55V246H54ZM54 247L52 246L51 249H52V248L54 249ZM57 247H55V251H54V252H56V248H57ZM77 247H78V246H77ZM82 247H83V246H82ZM78 248L81 249V246L78 247ZM84 248H85V247H83V249L81 250V252L83 251L81 254L79 253L80 250H79V252H76L77 249L74 248V247H73V248L70 247L69 249H70V250H71V249H75V250H73L74 253H77V254L79 253L81 256H82L83 253H84V255L86 256V254H85V252H84ZM53 249H52V251H51V252H52L51 254H52V255H55L56 253L53 252ZM89 249H90V247H89ZM87 250H88V247H87ZM91 250H92V249H91ZM110 250H111V252H110ZM15 251H17V250H15ZM20 251H22V249H21ZM88 251H89V253H88V255H89L91 251H90V250H88ZM88 251H87V252H88ZM92 251H93V250H92ZM107 251H109L108 254H107ZM112 251H113V252H112ZM117 251H119L120 253H119V252L116 253ZM18 252H19V250H18ZM25 252H26V251H23V254H24ZM46 252H47V251H46ZM57 252H59L58 249H57ZM71 252H72V251H71ZM93 252H94V251H93ZM93 252H92V253H93ZM65 253H64V255H66ZM92 253H91V255H92ZM99 253H100V252H99ZM16 254H17V253H16ZM21 254H22V253H21ZM57 254H58V253H57ZM79 254H78V255H79ZM103 254L100 253L101 256L98 255V256H100V258H99L98 256H97V258H96V257H95L96 255H94V254H93L94 256H93V255H92V256L89 255L90 259H89V257H86V258H88V261H86L87 259L85 260V256H84V255H83V256H84V259H83V257L81 258V256L79 255V256H77L75 259L73 258V261H71V262H73V263H70V262H69V261L72 260V259H70V257H68L67 255L64 256V257H63L62 255H61V256L63 257V259H62L63 261L65 260V261L68 262V263H65V264H74V263H76V262H74V261H76L77 259L79 260V258H81L82 261L84 260V261H83L84 263L87 262L86 264H89L90 262H91L92 264H93V263L96 264L95 262H96L97 260L101 259V257H102ZM106 254H107V255H106ZM60 255L58 254V256H60ZM235 255H236V254H235ZM18 256H20V255H18ZM73 256H74V254H73ZM75 256H76V255H75ZM75 256H74V257H75ZM105 256H106V257H105ZM232 256H233V255H231V258H230L229 255H228V256L226 255V259H229L230 261H231V259H232V263H233V264H237V263H238V264H247L245 261L240 262V261L238 260L237 256H236V257L233 256L234 259L232 258ZM25 257H26V256H25ZM55 257H56V255L54 256V258H55ZM92 257H93V258H92ZM94 257L96 258V260H95ZM21 258H22V257H21ZM23 258H24V256H23ZM56 258L58 259V257H56ZM56 258H55L54 260H56ZM236 258H237V259H236ZM26 259H27V258H26ZM26 259H23V260H26ZM81 259H80V260H81ZM91 259H92V260H91ZM52 260H53V259H52ZM60 260H61V259H60ZM60 260H59V261H60ZM89 260H90V262H89ZM109 260H106L107 262H106L105 264H107ZM111 260H110V261H111ZM43 261H44V260H43ZM63 261H62V262H63ZM65 261H64V262H65ZM85 261H86V262H85ZM92 261H93V262H92ZM120 261H121V260H120ZM21 262H22V260H21ZM44 262H45V263H46V262L48 263V261H46V260H45ZM54 262H55V261H54ZM57 262H58V261H56V264H60V263H57ZM60 262H61V261H60ZM62 262H61V263H62ZM79 262H80V261H79ZM79 262H78V263H79ZM88 262H89V263H88ZM47 263H46V264H47ZM81 263H82V262H81ZM102 263H101V264H102ZM104 263H103V264H104ZM41 264H43V263H41ZM53 264H54V263H53ZM99 264H100V263H99ZM108 264H109V263H108Z\"/></svg>","mask_w":264,"mask_h":264}]
</instances>
